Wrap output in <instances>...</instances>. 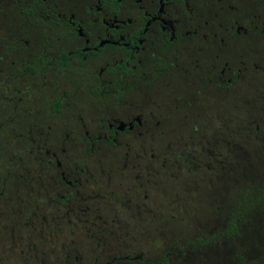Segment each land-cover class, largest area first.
<instances>
[{
    "label": "flooded vegetation",
    "instance_id": "flooded-vegetation-1",
    "mask_svg": "<svg viewBox=\"0 0 264 264\" xmlns=\"http://www.w3.org/2000/svg\"><path fill=\"white\" fill-rule=\"evenodd\" d=\"M255 1L0 0V264L15 257L19 227L35 231V220L54 227L46 228L50 237L62 227L74 237L94 213L103 241L107 233L145 236L146 216L158 210V162L166 163L145 141L177 116L184 122L196 98L210 97L204 93L220 98L248 86L260 93L257 79L226 58L229 44L264 39V21L248 12ZM166 85L174 90L165 94ZM172 96L176 103L165 108L162 99ZM20 184L29 189V213ZM150 222L158 230V218ZM120 224L140 231L118 236ZM143 255L129 250L105 264Z\"/></svg>",
    "mask_w": 264,
    "mask_h": 264
},
{
    "label": "rangeland",
    "instance_id": "rangeland-1",
    "mask_svg": "<svg viewBox=\"0 0 264 264\" xmlns=\"http://www.w3.org/2000/svg\"><path fill=\"white\" fill-rule=\"evenodd\" d=\"M248 10L256 11V16L264 21L263 0L255 1ZM229 46L226 52L229 64L240 68L244 76H254L259 82L260 93L256 94L253 86L232 87L220 98L215 90L211 94L204 93L210 97L204 103L203 99L196 98V106L187 112L189 115L184 122L177 116L171 121L176 125L154 132L153 137L145 141L146 146L153 144L147 148L153 149L148 154L164 155L166 163L158 162V196L155 195L158 210L153 208L156 215L146 216L143 238L136 242L128 238L123 241L107 233L103 241L98 233L103 227L96 223V227L92 226L94 213L83 218L87 222L82 224V229H77L79 232L76 231L74 237H70L71 231L66 230V233L63 227L58 238L50 237L46 228L54 234V227L49 225L41 229V220L34 219L35 231L30 226L19 227L18 234L23 239L18 242L16 258H9L8 264H16V261L17 264H65L67 260L69 264H95V258L99 264H105L113 257L125 256L129 250L143 253L142 261L111 264H155L162 257H166L167 264H264V204L244 214L234 236L213 239L227 228L231 210L237 207L236 202L244 192L258 187L264 178V39L247 36ZM173 90V85L169 88L166 85L164 93ZM140 100L138 98L137 102ZM156 100L153 99L158 102ZM175 100V96L169 100L164 97L163 106L168 108L172 104L173 107ZM191 113L199 114L200 121ZM188 122L192 124L190 127L183 125ZM194 126L196 129H192ZM2 145L7 154L8 142ZM19 148L27 149L25 145ZM177 155L180 158L174 162L172 156ZM28 165L32 168L31 163ZM23 179H26L25 175ZM18 190L22 209L29 213L33 208L27 204L28 186L20 184ZM106 207L101 211L103 217L111 212L109 204ZM120 209L116 212L123 220L127 216L124 208ZM157 218L158 230L150 222ZM20 220L28 222L24 217ZM123 224L114 229L118 236L127 231H140L133 225L129 231ZM49 238H52L51 242H48ZM198 240L207 243H198ZM102 252L107 254L102 256ZM0 256L6 258L1 251ZM76 256L78 262H75Z\"/></svg>",
    "mask_w": 264,
    "mask_h": 264
},
{
    "label": "trees",
    "instance_id": "trees-1",
    "mask_svg": "<svg viewBox=\"0 0 264 264\" xmlns=\"http://www.w3.org/2000/svg\"><path fill=\"white\" fill-rule=\"evenodd\" d=\"M264 204V178L263 182L253 190L247 189L244 192L242 198L236 202L237 207L231 210V213L227 219V228L218 233L216 236L213 237H231L237 233L238 224L240 223L242 217L245 213L249 212L252 209H258ZM198 243L206 244L207 242L203 240H198ZM166 257H162L161 261L155 264H167L165 261ZM153 264V263H150Z\"/></svg>",
    "mask_w": 264,
    "mask_h": 264
}]
</instances>
